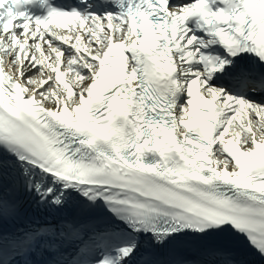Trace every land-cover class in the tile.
Listing matches in <instances>:
<instances>
[{"label":"snow or ice","instance_id":"obj_1","mask_svg":"<svg viewBox=\"0 0 264 264\" xmlns=\"http://www.w3.org/2000/svg\"><path fill=\"white\" fill-rule=\"evenodd\" d=\"M0 264H264V0H0Z\"/></svg>","mask_w":264,"mask_h":264}]
</instances>
